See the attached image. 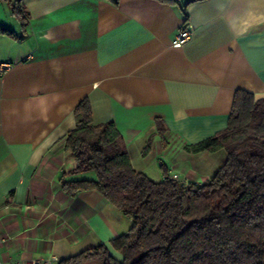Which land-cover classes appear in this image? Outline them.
Here are the masks:
<instances>
[{
	"label": "crops",
	"instance_id": "1",
	"mask_svg": "<svg viewBox=\"0 0 264 264\" xmlns=\"http://www.w3.org/2000/svg\"><path fill=\"white\" fill-rule=\"evenodd\" d=\"M11 1L20 15L0 3V27L13 32L0 33V63L11 64L0 75V259L60 261L104 244L120 261L110 242L131 219L96 190L70 196L59 183L95 178L74 173L64 148L75 107L86 99L93 124L114 122L151 178L138 145L159 133L199 142L225 128L235 90L264 97V0ZM181 29L191 35L175 47ZM203 156L175 162L179 178L202 183L225 151Z\"/></svg>",
	"mask_w": 264,
	"mask_h": 264
},
{
	"label": "trees",
	"instance_id": "2",
	"mask_svg": "<svg viewBox=\"0 0 264 264\" xmlns=\"http://www.w3.org/2000/svg\"><path fill=\"white\" fill-rule=\"evenodd\" d=\"M0 3L20 15L11 0ZM0 33L13 35L6 27ZM73 114L76 125L64 148L77 162L74 173L90 170L95 178L61 173L62 190L70 196L96 190L132 226L110 242L122 260L100 244L58 264H264V97L235 90L225 128L187 145L193 153L225 151L224 162L202 183L172 179L163 165V179L152 180L133 168L114 122L93 124L86 99Z\"/></svg>",
	"mask_w": 264,
	"mask_h": 264
},
{
	"label": "rangeland",
	"instance_id": "3",
	"mask_svg": "<svg viewBox=\"0 0 264 264\" xmlns=\"http://www.w3.org/2000/svg\"><path fill=\"white\" fill-rule=\"evenodd\" d=\"M159 134H160L159 135L160 136V143L158 142L159 140H157V138H155L156 136L152 135L149 139V142L146 143L145 145H143V147L138 145V148L136 151V153L141 154V156L138 155L139 159L135 160V164L140 162L141 164H139V166H141V168H144L146 170L145 172L151 178H154V179L162 178V176H163L162 164H165V166L168 169H170L173 173H176V170H175L176 165L174 163L175 162L178 163L182 159V156L187 157V159H184V162H186V161L188 163H192V162L203 163L204 162V164L209 163V161H207L205 159L201 160V158L204 157L203 155H209L212 152H206V151L198 152V153L189 152L187 149V145H189V144H185V143L181 142L179 139L176 141H174V140L170 141V139L167 138L168 136H166V137L164 136V133L163 134L159 133ZM162 137L167 138L168 141H166L164 143L162 140ZM167 142H169V145L172 149V152L169 155L166 154L165 147H164V146H167V144H168ZM203 153H207V154H203ZM143 156H146V158H144ZM225 157H226V154H225ZM212 166H214L213 170L215 172V170H217V169H215V168H217L215 166H217V165L214 163V165H212ZM177 172H179V171H177ZM180 174L183 175V173H180Z\"/></svg>",
	"mask_w": 264,
	"mask_h": 264
},
{
	"label": "built area",
	"instance_id": "4",
	"mask_svg": "<svg viewBox=\"0 0 264 264\" xmlns=\"http://www.w3.org/2000/svg\"><path fill=\"white\" fill-rule=\"evenodd\" d=\"M191 32L187 29H181L175 35L172 45L175 47L181 46L184 42H186L190 38ZM11 64L8 62L0 63V75L3 74L10 68ZM172 179L178 180L180 179L177 173H172L170 175ZM2 245V239L0 238V249ZM58 262L57 257L51 256L48 259H27V260H16L14 264H52ZM0 264H3V261L0 259Z\"/></svg>",
	"mask_w": 264,
	"mask_h": 264
}]
</instances>
